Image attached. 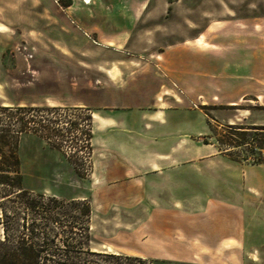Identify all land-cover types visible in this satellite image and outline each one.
Wrapping results in <instances>:
<instances>
[{"label":"rangeland","instance_id":"rangeland-1","mask_svg":"<svg viewBox=\"0 0 264 264\" xmlns=\"http://www.w3.org/2000/svg\"><path fill=\"white\" fill-rule=\"evenodd\" d=\"M193 68L205 75L185 72ZM160 81L206 114L201 143L216 155L208 166L264 164V130L251 129L264 125V0H0V128L18 136L23 186L91 207L88 221L77 207L57 208L62 227L51 223L48 239H34L47 258L39 264H264L262 228L224 239L223 251L191 254L187 241L215 246L213 231L174 236L150 215L136 216L141 199L134 180H121L118 133L96 130L88 107L73 106L127 94L136 108ZM21 119L29 130L17 132ZM212 176L222 184L204 192L229 195L230 174ZM7 191L0 186V201ZM4 208L15 240L22 213Z\"/></svg>","mask_w":264,"mask_h":264},{"label":"crops","instance_id":"crops-1","mask_svg":"<svg viewBox=\"0 0 264 264\" xmlns=\"http://www.w3.org/2000/svg\"><path fill=\"white\" fill-rule=\"evenodd\" d=\"M204 71L196 72L193 68L185 72L199 74L201 79ZM151 89L143 98L142 106L136 108L126 104V100H132L127 94L115 99L103 97L92 108L85 104L73 105L88 107L96 130L118 133L116 147L126 162L123 168H118L124 174L121 180L125 184L134 180L141 199L136 216L139 213L150 215L151 220L162 222L174 236L182 233L185 237H202L206 231H213L217 246H197L193 240H188L191 254L223 251L220 248L225 246L220 244L224 239L238 242V237L246 232L254 234L261 228L264 230V164L208 166L207 160L216 155L207 149L213 144L201 143V136L208 132L206 114L199 107L179 103V96L171 94L174 88L167 81H160ZM181 162H193V166L176 169V163ZM176 172L191 176L179 180ZM208 173L230 174L229 195L227 190L225 196L219 192L216 199L215 195L204 192V186L221 185L223 181L222 177H208ZM242 180L245 194L240 190ZM148 192L147 200L144 197ZM256 206H261L262 210L255 209Z\"/></svg>","mask_w":264,"mask_h":264},{"label":"trees","instance_id":"trees-1","mask_svg":"<svg viewBox=\"0 0 264 264\" xmlns=\"http://www.w3.org/2000/svg\"><path fill=\"white\" fill-rule=\"evenodd\" d=\"M0 110H6V107H0ZM29 129L27 123L21 119L17 132ZM251 129L256 131L264 130V125L253 126ZM8 132H10V129L7 127H4V129L0 128V186L8 188V191L1 196L2 200L0 201L2 210L0 224H2L4 229V236L0 238V264H39L40 260L47 258L41 255L43 250H40L42 248H39L40 245L34 239H48L47 234L52 230L50 227L51 223H56L62 227L61 217L66 216V214L57 212V208L68 204L77 207L84 218L83 220L88 221L91 207L82 200L71 199L63 201L54 195L46 196L44 192H33L26 189L22 183L20 160L17 155L18 136L7 135ZM5 203L16 204L22 213L21 219L23 223L21 227L23 230L16 236L15 240L10 233V216L5 211ZM29 214L34 217L28 226L24 222H26L25 218ZM36 220H40L41 223H36ZM84 228L85 226L83 230ZM70 231H73L72 228ZM43 242L48 245L47 241Z\"/></svg>","mask_w":264,"mask_h":264},{"label":"built area","instance_id":"built-area-1","mask_svg":"<svg viewBox=\"0 0 264 264\" xmlns=\"http://www.w3.org/2000/svg\"><path fill=\"white\" fill-rule=\"evenodd\" d=\"M259 157L264 162V149L263 148L259 149ZM249 160L254 161V158H249Z\"/></svg>","mask_w":264,"mask_h":264},{"label":"bare ground","instance_id":"bare-ground-1","mask_svg":"<svg viewBox=\"0 0 264 264\" xmlns=\"http://www.w3.org/2000/svg\"><path fill=\"white\" fill-rule=\"evenodd\" d=\"M88 1V0H87Z\"/></svg>","mask_w":264,"mask_h":264}]
</instances>
